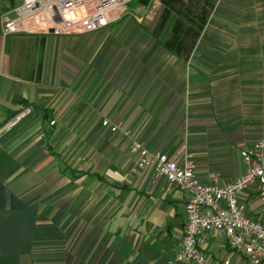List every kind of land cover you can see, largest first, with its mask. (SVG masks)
<instances>
[{
    "label": "crops",
    "instance_id": "crops-1",
    "mask_svg": "<svg viewBox=\"0 0 264 264\" xmlns=\"http://www.w3.org/2000/svg\"><path fill=\"white\" fill-rule=\"evenodd\" d=\"M195 2L209 16L180 52L136 23L3 36L0 18V264H41L46 236L67 240L73 223L90 230L91 255L64 251L59 264H165L187 194L139 166L133 139L179 162L186 146L201 182L245 172L243 151L264 138V0ZM18 5L0 0V16ZM239 201L264 219L252 189ZM200 249L214 264H247L220 231Z\"/></svg>",
    "mask_w": 264,
    "mask_h": 264
},
{
    "label": "built area",
    "instance_id": "built-area-1",
    "mask_svg": "<svg viewBox=\"0 0 264 264\" xmlns=\"http://www.w3.org/2000/svg\"><path fill=\"white\" fill-rule=\"evenodd\" d=\"M133 1L22 0L0 16L2 34L63 36L96 32L116 22L118 16L114 13ZM111 130L116 132L118 127L112 126ZM124 135L129 137L130 133ZM131 151L139 155V166L187 194L181 246L165 264H214L200 249L212 230L222 232L229 248L243 255L247 264H264V219L249 217L239 201L243 192L252 189L264 210V138L243 151L245 172L226 184L220 183L214 172L209 174V181L201 182L195 174L194 157L186 146L179 152L180 162L159 151H149L137 139L132 140Z\"/></svg>",
    "mask_w": 264,
    "mask_h": 264
},
{
    "label": "rangeland",
    "instance_id": "rangeland-1",
    "mask_svg": "<svg viewBox=\"0 0 264 264\" xmlns=\"http://www.w3.org/2000/svg\"><path fill=\"white\" fill-rule=\"evenodd\" d=\"M14 1H15V5H18L21 2V0H14ZM193 1L194 0H187V1L184 0L182 3L183 5H181L182 6L181 9H183L184 8L183 6H185V10L192 12L198 17L195 16L186 17L185 12L183 13L178 9L180 7L179 4L175 7H170L166 4L164 0H135L129 3L128 5L118 9L116 13H114V15L118 16V20L115 22V24L117 23V25H121L120 29L124 31L123 24L126 25L125 30H129L128 28L130 27V25L136 23L138 27H143L147 30H150L151 32L156 33V35L160 37L165 36L167 29L169 27V22L173 18L176 21L181 20L179 24L181 23L182 28L184 30L191 28V26L201 27L198 18L200 17L202 19H207V17L209 16L210 7L208 9L201 8L200 6L201 3L196 4V2L193 3ZM204 1L207 2L208 4L213 3V0H208V1L200 0V2H204ZM184 17L187 18L188 21H186ZM134 29L137 30V27H135ZM168 35L170 38L171 35L170 34ZM191 38H192L191 36L187 38L184 46L189 47L188 44L191 43ZM75 226L77 227L78 224L73 223L70 226L71 228H73L72 230H70L69 227V231H68L69 238L67 237V240L65 239L66 233L56 232L46 236L47 242H45V245L43 246L44 249L37 251L38 254L41 253L38 256L40 260L38 261L41 262V264H59V260L61 257H63L64 251L67 252L66 254H68L69 257L71 256L80 257L85 255H89V256L91 255L90 230H88L89 232L87 230L86 232L84 231L82 233L81 231L76 232V230L74 229ZM81 244H83L84 246L82 247Z\"/></svg>",
    "mask_w": 264,
    "mask_h": 264
},
{
    "label": "trees",
    "instance_id": "trees-1",
    "mask_svg": "<svg viewBox=\"0 0 264 264\" xmlns=\"http://www.w3.org/2000/svg\"><path fill=\"white\" fill-rule=\"evenodd\" d=\"M164 1L170 7H175L180 2L179 0H164ZM164 12H166V11H164ZM199 20H201V22H200L201 27L191 26V28L184 30L182 28L181 23L179 24V22L181 20L176 21L173 18L169 22V27L167 29L165 36L161 40V45L169 51H176V52L184 51V49L186 47V46H184V44L186 43L187 38L191 36L192 37L191 43H193L195 41V38L197 37V34L199 33L200 29L202 28V26L205 22V19L200 18ZM168 34L171 35L170 38H169ZM181 40H183V41H181ZM191 43H189L188 45H191Z\"/></svg>",
    "mask_w": 264,
    "mask_h": 264
}]
</instances>
